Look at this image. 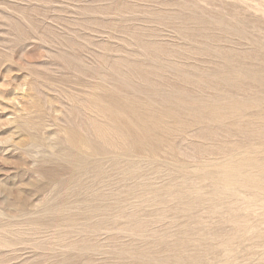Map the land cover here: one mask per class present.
<instances>
[{
	"label": "rangeland",
	"instance_id": "1",
	"mask_svg": "<svg viewBox=\"0 0 264 264\" xmlns=\"http://www.w3.org/2000/svg\"><path fill=\"white\" fill-rule=\"evenodd\" d=\"M0 264H264V0H0Z\"/></svg>",
	"mask_w": 264,
	"mask_h": 264
}]
</instances>
